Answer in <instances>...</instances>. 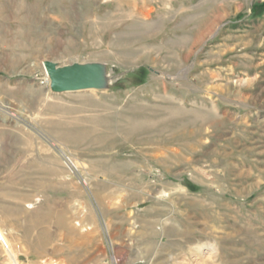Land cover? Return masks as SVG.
<instances>
[{"label": "rangeland", "instance_id": "obj_1", "mask_svg": "<svg viewBox=\"0 0 264 264\" xmlns=\"http://www.w3.org/2000/svg\"><path fill=\"white\" fill-rule=\"evenodd\" d=\"M46 60L87 87L42 86ZM46 96L81 104L77 133ZM0 113V209L156 201L170 264H264V0H0Z\"/></svg>", "mask_w": 264, "mask_h": 264}, {"label": "crops", "instance_id": "obj_2", "mask_svg": "<svg viewBox=\"0 0 264 264\" xmlns=\"http://www.w3.org/2000/svg\"><path fill=\"white\" fill-rule=\"evenodd\" d=\"M146 22L155 24L156 19ZM150 33L146 30L143 35ZM35 67L34 72L38 73L40 66ZM50 92L46 90L45 94ZM41 105L46 106L51 121H57L62 129L78 132L80 124L70 119L72 115L76 116L75 112H80L81 104L46 96ZM6 107L11 109L9 104ZM6 114L10 120L14 116L9 112ZM66 115L71 118L66 120ZM8 200L11 202L6 205L8 207L0 209V243L12 255L14 264H19L18 261L50 264L49 260L52 264H111L102 221L115 243L120 264H170V241L161 229L156 228V201L141 207L125 199L114 209L107 210L103 205L96 207L80 200L70 203L47 198L36 206L24 199ZM162 255H166L167 260L160 261Z\"/></svg>", "mask_w": 264, "mask_h": 264}, {"label": "water", "instance_id": "obj_3", "mask_svg": "<svg viewBox=\"0 0 264 264\" xmlns=\"http://www.w3.org/2000/svg\"><path fill=\"white\" fill-rule=\"evenodd\" d=\"M44 64L50 77L51 88L54 91L66 92L87 87L85 83V78L87 77L85 67H58L49 60H46Z\"/></svg>", "mask_w": 264, "mask_h": 264}, {"label": "built area", "instance_id": "obj_4", "mask_svg": "<svg viewBox=\"0 0 264 264\" xmlns=\"http://www.w3.org/2000/svg\"><path fill=\"white\" fill-rule=\"evenodd\" d=\"M46 78H48V76L44 77L43 75H41L38 77V82L42 86H45V87L48 86ZM60 156H61L64 167L69 172H71L72 174H77L80 172V167H79L78 161L76 160V158L72 152H70L68 150L60 149ZM102 231L104 234V240H105V244H106L107 253H108V256L110 258L111 263L112 264H120L118 256L116 254L115 243H114L112 237L110 236V232H109L106 224L103 221H102Z\"/></svg>", "mask_w": 264, "mask_h": 264}, {"label": "bare ground", "instance_id": "obj_5", "mask_svg": "<svg viewBox=\"0 0 264 264\" xmlns=\"http://www.w3.org/2000/svg\"><path fill=\"white\" fill-rule=\"evenodd\" d=\"M44 62L45 61H43V72H44V77H47L48 76V78H46L47 79V84H49V82L51 83V81H50V77H49V74H48V72H47V69H46V67H45V64H44ZM70 67V66H69ZM38 72V71H37ZM50 86V85H49ZM86 88V87H85ZM49 89H51V88H49ZM176 110V109H175ZM175 113V112H174ZM1 114V113H0ZM12 115V114H11ZM25 115V114H24ZM176 115V113L174 114V116ZM11 117H13V115L11 116ZM4 118H6V119H10V116H8V114L7 115H5V117ZM154 126V125H153ZM152 126V127H153ZM147 128H151V127H148V126H145L144 124H137V125H133L131 128H125V132H123V133H125V136H131V135H133V134H135V133H137V132H140V131H143V130H147ZM126 139V138H125Z\"/></svg>", "mask_w": 264, "mask_h": 264}, {"label": "trees", "instance_id": "obj_6", "mask_svg": "<svg viewBox=\"0 0 264 264\" xmlns=\"http://www.w3.org/2000/svg\"><path fill=\"white\" fill-rule=\"evenodd\" d=\"M188 187H189V188H191V189H193V188H194V187H193V185H188Z\"/></svg>", "mask_w": 264, "mask_h": 264}]
</instances>
